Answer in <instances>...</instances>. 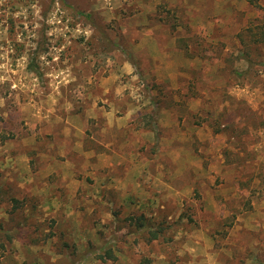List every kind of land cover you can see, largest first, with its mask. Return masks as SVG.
I'll use <instances>...</instances> for the list:
<instances>
[{"label":"rangeland","instance_id":"obj_1","mask_svg":"<svg viewBox=\"0 0 264 264\" xmlns=\"http://www.w3.org/2000/svg\"><path fill=\"white\" fill-rule=\"evenodd\" d=\"M253 1L0 0V264H264Z\"/></svg>","mask_w":264,"mask_h":264},{"label":"trees","instance_id":"obj_2","mask_svg":"<svg viewBox=\"0 0 264 264\" xmlns=\"http://www.w3.org/2000/svg\"><path fill=\"white\" fill-rule=\"evenodd\" d=\"M248 1H249V3H251V4H256V2L253 1V0H248ZM260 36L262 37V38H260V41H264V31L261 32V35H260ZM257 40H259V39H257ZM141 225H144L143 222H141ZM160 231H161L160 228L157 229V230H155V231L152 230V232H151V238H152V239H153V238H156V237L158 236V234L160 233Z\"/></svg>","mask_w":264,"mask_h":264}]
</instances>
